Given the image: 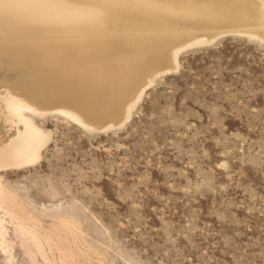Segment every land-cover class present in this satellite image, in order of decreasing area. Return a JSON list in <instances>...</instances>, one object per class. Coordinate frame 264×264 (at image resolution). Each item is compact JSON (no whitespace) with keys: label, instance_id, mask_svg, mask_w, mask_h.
<instances>
[{"label":"rangeland","instance_id":"rangeland-1","mask_svg":"<svg viewBox=\"0 0 264 264\" xmlns=\"http://www.w3.org/2000/svg\"><path fill=\"white\" fill-rule=\"evenodd\" d=\"M18 14L1 15L2 27ZM168 21L148 47L165 32L171 45L196 38L191 25ZM240 26L211 27L204 41L177 53L172 67L145 57L129 68V48L117 42L120 61L111 70V53L91 78L32 76L18 84L22 74H4L13 83H0V96L22 95L42 113L25 116L47 142L26 168L3 169L0 154V264H264V28L249 33ZM8 27L12 33L0 29L5 54L13 50L6 39L21 32ZM104 31L97 36L108 37ZM43 41L36 45L49 46ZM170 43L161 52L173 59ZM118 68L125 74L116 85L125 87L123 96L107 94L110 109L100 116L90 101L77 104L84 97L74 89L91 96ZM143 68L156 71L150 82ZM136 71L141 80L132 83ZM1 107L0 100V151L23 130ZM59 107L83 111L90 127L58 115Z\"/></svg>","mask_w":264,"mask_h":264},{"label":"bare ground","instance_id":"bare-ground-1","mask_svg":"<svg viewBox=\"0 0 264 264\" xmlns=\"http://www.w3.org/2000/svg\"><path fill=\"white\" fill-rule=\"evenodd\" d=\"M10 1L15 2L13 3V5L8 6V4L4 3V0H0V11L2 12L1 15L4 16L5 14L6 18V11L9 16L13 13H21L18 15H12L16 17L19 16L21 19L19 17L17 18L18 20L16 19L17 21H14L12 19L14 22L9 23L8 25L16 26L18 28L21 27V32L18 30L19 32L17 34L9 37V40L6 39L5 43L7 45H10L7 47H11V49H13L8 50L10 53L5 54L0 48V62L2 63H0V83L3 85L13 83V80L11 81L9 79L3 81L4 74H11V76L22 74L24 76L23 78H28L30 74L31 76L40 77L41 80L45 79V77L52 76L55 79H68L72 77L81 79L84 74L85 76H87L86 73L91 70L92 73L90 75L91 77H93L95 74V70H93V68H96L94 66L100 64L101 62H104V60L108 56H113L111 55V53H121V50L117 48V46L113 45L117 42H119V45L129 48L126 53L128 54L127 56L130 57L126 61H128L130 58H133L129 61L130 64L128 65L129 68L135 70L139 62H141V58L145 57H147L148 61H154L157 58V61H159V66H162L164 64L171 66L172 60L173 62L176 60V56L179 51H181L185 47H191L195 43L197 44L204 41V36H207V34L210 33L211 27L212 31H214V27H216L217 25L227 30L232 29L231 27L234 26L241 28L240 25H242V28L249 29V33L253 32L255 27L264 28V7L262 0ZM91 2L92 4H90ZM194 11L197 12L194 14ZM79 16L82 19H80ZM172 16L176 18L181 26L185 28L187 27V25L192 26V29L190 31L194 34L196 33V36H194V38H196L194 40L192 39L193 42L190 43L191 41H189L183 44L180 42L171 45V35L167 34L166 37L165 32L164 34L159 35L161 37H158L159 40H157L151 48L148 47V45H146V42L149 43L153 38L157 36L155 30L159 29L160 31V29L165 27L164 25L169 22L168 18ZM22 18H30L31 20H28V22L26 21V19L22 21ZM224 18L233 20V23L224 22ZM134 19L136 20L135 23H133ZM5 25H7L6 22L4 23V26ZM2 26L3 24H1L0 26V29L2 30H7V28H9L8 26H5V28ZM10 28L8 29L9 32ZM100 29L102 31L105 30L104 32L106 35H108V37H98L97 34L100 33ZM170 29L173 28L171 27ZM1 32L4 33L5 31ZM218 32L217 34L219 35L220 32ZM45 33L47 36L51 37L50 41H48ZM262 33L263 32H261L260 34ZM128 34H132V36L130 35L129 37L125 38V36H127ZM249 36H251V34ZM186 37L188 38V36ZM43 39L45 43H48L51 47L43 46L42 44L40 46L36 45L38 41H43ZM17 41H20L23 44H27V46H25L27 48L25 50L24 47L15 48L14 45ZM169 43L170 45L167 48V52H171V54L173 55V59L166 57V55L164 54L165 52H161V50ZM31 44L36 46L29 49V45L31 46ZM113 48L115 49V52H111ZM161 53H163V56L161 55L159 57ZM100 56L103 57V59H98V57ZM83 57H85V59H83ZM77 58L83 60H81L82 64L81 66H79V71L76 74L74 69L78 70V68L77 66L71 64V62H74ZM134 61H136V63ZM29 67H33L34 69H31L28 72ZM142 71L149 72V82L152 80L150 78L156 75V71L150 72L149 69L146 68H143ZM139 74L140 72L138 73V71L134 72L131 78L133 80L132 83L136 81L139 82V80H141V76L138 77ZM17 80L18 79H15V83ZM138 85L139 84H137V86ZM19 97H22V95L11 92L9 90H6V92L4 91V93H2L0 96V100L2 103L1 114L6 115L12 120L13 118L15 120H18V122L23 127V130L21 131L16 130L18 131L17 135H15L16 138L14 137L13 140L7 141L5 147H3L4 149L0 151V154L3 155L2 159L4 163L1 165L5 167L3 169H20L32 166V164L36 163L39 160L40 152L47 142L46 136H44L33 125L32 121L25 116L26 113H30L32 115H42V113L38 112L35 108L28 106ZM91 100L92 95L89 96V98H86L84 102ZM105 100L106 104L104 106L110 109V107L107 106V99ZM80 101L82 100L77 101V104L81 103ZM103 101H100L99 103H103ZM110 102L112 101L109 100V104ZM91 106L93 105H90V107ZM98 108H101V105L98 106ZM118 108L119 112L121 108ZM55 112L58 113V115H63L73 123L80 125L83 128L90 127L87 124L88 122H84V120H82V118L71 109H68L66 107H59L55 110ZM115 114L117 115V113ZM85 118L90 122L92 120V117H87V114ZM90 125L92 126V123Z\"/></svg>","mask_w":264,"mask_h":264},{"label":"water","instance_id":"water-1","mask_svg":"<svg viewBox=\"0 0 264 264\" xmlns=\"http://www.w3.org/2000/svg\"><path fill=\"white\" fill-rule=\"evenodd\" d=\"M101 54V53H100ZM122 57V55H120V54H116L113 58H111L109 61H108V63H110L109 65H110V69L112 70V68L114 67V64L116 65V63H118L119 61H120V58ZM99 58H102L103 59V57H98V59ZM83 59H85V57H83ZM83 59H81V60H83ZM79 58H77L74 62H71V64H73V65H75V66H77V68H78V70H76V69H74L75 70V73L77 74L78 73V71H79V66H81V64H82V61H81ZM105 61V60H104ZM109 65H106V69H105V72H104V74L102 75L103 77H105L106 75H107V68H108V66ZM123 72H125V71H123ZM123 72H122V70H121V68H118V70H117V72H116V75H115V77L114 78H112L113 76L112 75H114V72H112L111 71V76H110V80L109 79H107V78H101V80H104L106 83H105V85L102 87V88H99V90H97V91H95V92H93V94H92V100L89 102V103H87V105H92V104H94L95 105V107H97V106H99V104H101V103H99L100 101H103V103H102V105H101V108L103 109V108H106L104 105L106 104V96H107V94L109 93L110 94V96H111V94L114 92V91H116V95L120 92L121 93V95L123 94V92H121V89L123 88V87H125V84L122 82V83H118L117 85H116V79H118V80H120V81H123L122 80V74H123ZM92 72H91V70L88 72V73H86V75L87 76H85V74L83 75V77H85V78H87V77H90L91 78V74ZM125 74V73H124ZM29 77H31V78H33L30 74H29ZM34 79V78H33ZM113 79V80H112ZM124 81H125V83H126V85L128 84V79L127 78H125V76H124ZM23 80H25V79H23V77L21 78V80H19V81H17V83L18 84H20V82H21V84H24L23 83ZM108 80V81H107ZM29 88H34V89H36V90H38L39 91V87L38 86H36L35 84H33V83H31V85L30 86H28ZM121 88V89H120ZM42 89H46V88H42ZM66 89H68V88H66ZM105 90V91H104ZM50 91V90H49ZM52 91V90H51ZM33 91H30V93H32ZM34 92H36V91H34ZM65 92H67V90H65ZM74 92H76L74 95L77 97V99H80L81 97H84L85 99H82V101H85L86 100V98H87V96H89V94L88 95H84V94H82V93H80L78 90H76V89H74ZM62 93V92H61ZM61 93H59V95L61 94ZM104 94H105V98H103L104 97ZM51 95H56V96H58V94H56V93H52ZM120 95V96H121ZM57 100L58 101H60V102H62V98H57ZM100 100V101H99ZM125 103V102H124ZM123 103V104H124ZM99 109V110H96V111H91V113H95V114H97L98 113V115H100L101 116V111L100 110H102V109ZM76 111V110H75ZM77 112V114L82 118V120H84V122H86L87 123V119L85 118V117H83V114H84V112L82 111V113L81 112H78V111H76ZM111 118H114V117H111ZM100 120H102V119H100ZM99 119H97V124L98 123H100V122H102V121H100Z\"/></svg>","mask_w":264,"mask_h":264}]
</instances>
